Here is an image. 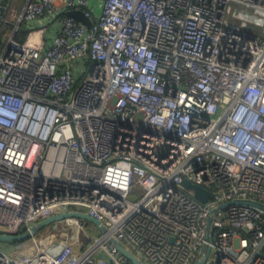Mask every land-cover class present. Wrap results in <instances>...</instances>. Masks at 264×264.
Masks as SVG:
<instances>
[{
	"label": "built area",
	"instance_id": "1",
	"mask_svg": "<svg viewBox=\"0 0 264 264\" xmlns=\"http://www.w3.org/2000/svg\"><path fill=\"white\" fill-rule=\"evenodd\" d=\"M236 199L264 203V0H0V232L106 227L63 218L0 264H130L110 237L264 264V211Z\"/></svg>",
	"mask_w": 264,
	"mask_h": 264
},
{
	"label": "water",
	"instance_id": "2",
	"mask_svg": "<svg viewBox=\"0 0 264 264\" xmlns=\"http://www.w3.org/2000/svg\"><path fill=\"white\" fill-rule=\"evenodd\" d=\"M66 13H67V15L73 16L78 21L83 22L88 26L91 25L90 20L84 15V13L81 10L71 9V10H68ZM182 184L185 187L192 188L194 190L195 196L202 201H206L210 196V191L201 185L195 184V183H193L187 179H183ZM229 203H240V204L252 205V206H255L256 208L264 211V203L257 201V200H253V199H236V200L229 201L228 203H225V205H227ZM222 206H224V205H222ZM66 217H83V218L87 219L89 222H91L92 224H95L100 231H102V232L106 231V227L103 225V223L100 220L94 218L93 216H91L87 213L76 212V211H74V212H72V211L71 212H58V213H54L53 215L48 216V217L34 223L33 225L25 228L24 230H22L19 233L10 234V233H1L0 232V242L24 241L26 239H29L31 236H33L34 234L39 232L44 227H46V226H48L54 222H57L63 218H66ZM210 222H211V217H208V220H207V226L208 227L210 226ZM110 239L113 242V244L115 245V247L128 259L130 264H145L130 249L125 247L123 244H121L118 239H116L115 237H110ZM204 250H205V248L203 247L202 252ZM206 255H207V251H205L204 255H202L201 257L196 259L194 264H203L205 259H206Z\"/></svg>",
	"mask_w": 264,
	"mask_h": 264
},
{
	"label": "rangeland",
	"instance_id": "3",
	"mask_svg": "<svg viewBox=\"0 0 264 264\" xmlns=\"http://www.w3.org/2000/svg\"><path fill=\"white\" fill-rule=\"evenodd\" d=\"M89 229V228H88Z\"/></svg>",
	"mask_w": 264,
	"mask_h": 264
}]
</instances>
